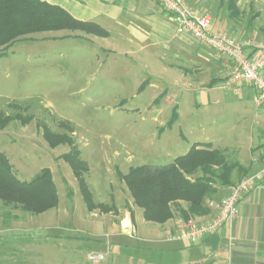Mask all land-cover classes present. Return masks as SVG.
<instances>
[{"label": "rangeland", "instance_id": "obj_1", "mask_svg": "<svg viewBox=\"0 0 264 264\" xmlns=\"http://www.w3.org/2000/svg\"><path fill=\"white\" fill-rule=\"evenodd\" d=\"M199 1L198 12L212 18L213 31L264 43V0ZM89 37L41 32L0 56V115L11 117L0 129V153L21 181L49 169L59 198L41 215L0 201V264H110L106 244L114 236L96 228L97 216L118 218L129 202L139 208L122 177L132 168L170 165L196 143L221 149L246 128L232 93L218 87L206 88L205 95L199 88L183 92L171 74L143 65L125 68L121 57ZM47 131L64 143L51 146ZM72 152L80 160L76 167L65 158ZM205 177L199 170L190 178ZM180 209L173 207L174 213ZM99 253L104 261L90 260Z\"/></svg>", "mask_w": 264, "mask_h": 264}, {"label": "crops", "instance_id": "obj_2", "mask_svg": "<svg viewBox=\"0 0 264 264\" xmlns=\"http://www.w3.org/2000/svg\"><path fill=\"white\" fill-rule=\"evenodd\" d=\"M44 1L63 8L79 21L92 22L106 30L107 37L89 35L92 37L89 40L104 43L103 50L121 57L125 68L130 69L131 64L143 65L149 71L171 74L173 85L184 89L183 92L199 88L203 90L201 95H205L206 88L214 91L218 87L232 93L230 98L238 104L242 115L240 124L246 123V128L241 129L234 143L222 145L218 150L239 167L231 174L230 186L216 185L217 194L206 200L207 205L219 203L228 196L234 184L260 169L264 161V105L257 107L254 104L255 90L244 84L224 88L223 83L231 70L230 62L181 32L172 16L157 1ZM188 2L199 11V0ZM180 62L186 66H181ZM157 78L167 83L165 79ZM178 204L183 210L187 209V203ZM211 209V215L195 218L209 219L217 212L215 208ZM141 210L129 202L124 214L118 218L112 214L109 218L108 215H104L105 218L97 216L100 225L96 228H107L108 239L114 236V240H108L106 244L107 254L113 255L110 264H264V182L242 196L238 216L231 226L197 243L173 238L187 224L179 211L167 223L156 224L145 220L143 210L142 216L137 214ZM126 221H129L127 226ZM138 221L141 227H138Z\"/></svg>", "mask_w": 264, "mask_h": 264}, {"label": "trees", "instance_id": "obj_3", "mask_svg": "<svg viewBox=\"0 0 264 264\" xmlns=\"http://www.w3.org/2000/svg\"><path fill=\"white\" fill-rule=\"evenodd\" d=\"M51 31H81L102 38L108 36L98 24L79 21L63 8L44 0H0V51H3L0 56L6 55L16 42L29 35ZM10 119L0 115V129ZM45 133L51 146L64 143L61 137L50 131ZM65 158L75 167L80 164L76 152ZM237 167L239 164L228 162L225 154L214 149L211 143H196L186 155L178 157L170 165L132 168L122 179L135 205L144 210L147 222L167 223L173 219V207L178 202L187 203V209L179 212L188 222L192 218L212 214L206 200L217 194L216 185H231L230 177ZM199 170L206 177L192 180L190 177ZM81 182L84 198L92 208L91 194ZM58 200L49 169L42 170L31 181H21L14 174L6 155L0 153V201L7 206H19L27 213L41 215L56 208Z\"/></svg>", "mask_w": 264, "mask_h": 264}, {"label": "built area", "instance_id": "obj_4", "mask_svg": "<svg viewBox=\"0 0 264 264\" xmlns=\"http://www.w3.org/2000/svg\"><path fill=\"white\" fill-rule=\"evenodd\" d=\"M172 16L178 29L196 41L213 49L218 56L230 62L231 70L224 88L248 85L256 92L253 102L257 107L264 105V43L237 40L224 33L212 30V18L193 8L188 0H155ZM264 182V161L260 169L241 179L230 188V192L219 204H210L217 212L209 219H192L174 239L197 243L207 236L231 226L239 212L242 196L253 191ZM91 261L104 260L103 254H93Z\"/></svg>", "mask_w": 264, "mask_h": 264}, {"label": "bare ground", "instance_id": "obj_5", "mask_svg": "<svg viewBox=\"0 0 264 264\" xmlns=\"http://www.w3.org/2000/svg\"><path fill=\"white\" fill-rule=\"evenodd\" d=\"M128 223V221H126Z\"/></svg>", "mask_w": 264, "mask_h": 264}]
</instances>
